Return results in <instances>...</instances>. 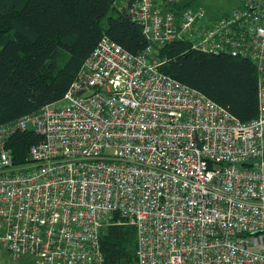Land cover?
Wrapping results in <instances>:
<instances>
[{"label":"built area","instance_id":"1","mask_svg":"<svg viewBox=\"0 0 264 264\" xmlns=\"http://www.w3.org/2000/svg\"><path fill=\"white\" fill-rule=\"evenodd\" d=\"M183 0H126L147 42L103 36L63 98L0 125V246L37 264H103L102 231L135 230L136 264H264V0L214 19ZM175 42L249 60L243 123L160 71ZM39 137L16 166L9 140Z\"/></svg>","mask_w":264,"mask_h":264},{"label":"trees","instance_id":"2","mask_svg":"<svg viewBox=\"0 0 264 264\" xmlns=\"http://www.w3.org/2000/svg\"><path fill=\"white\" fill-rule=\"evenodd\" d=\"M115 1L0 0V125L60 101L103 36L132 55L146 47L140 27ZM155 58L162 73L239 121L256 117V72L249 60L199 52L183 42L160 48ZM38 141L32 132L9 140L14 165L25 164ZM135 241L132 226H107L100 237L103 264H136Z\"/></svg>","mask_w":264,"mask_h":264},{"label":"rangeland","instance_id":"3","mask_svg":"<svg viewBox=\"0 0 264 264\" xmlns=\"http://www.w3.org/2000/svg\"><path fill=\"white\" fill-rule=\"evenodd\" d=\"M184 1V0H183ZM188 1V0H187ZM192 5H202L207 12H210L214 19H217L222 14H226L238 5V0H192ZM126 0H116L114 6L118 9L124 8ZM124 226V225H123ZM129 226V225H125ZM12 256L0 246V264H37L36 261L30 257H21L17 259Z\"/></svg>","mask_w":264,"mask_h":264},{"label":"crops","instance_id":"4","mask_svg":"<svg viewBox=\"0 0 264 264\" xmlns=\"http://www.w3.org/2000/svg\"><path fill=\"white\" fill-rule=\"evenodd\" d=\"M11 258H12V257H11ZM18 260H20V259H17L16 262H17Z\"/></svg>","mask_w":264,"mask_h":264}]
</instances>
